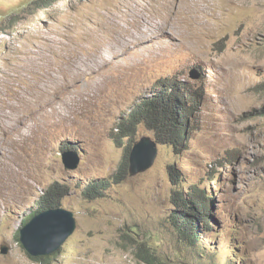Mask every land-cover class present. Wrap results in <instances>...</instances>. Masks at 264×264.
Returning a JSON list of instances; mask_svg holds the SVG:
<instances>
[{"label": "rangeland", "instance_id": "rangeland-1", "mask_svg": "<svg viewBox=\"0 0 264 264\" xmlns=\"http://www.w3.org/2000/svg\"><path fill=\"white\" fill-rule=\"evenodd\" d=\"M33 1L0 0V264H45L18 231L55 182L78 226L49 264H264V0ZM163 81L197 108L186 146L158 144L151 167L115 182V135ZM96 180L111 185L87 198ZM194 185L213 198L197 241L171 221Z\"/></svg>", "mask_w": 264, "mask_h": 264}, {"label": "trees", "instance_id": "trees-1", "mask_svg": "<svg viewBox=\"0 0 264 264\" xmlns=\"http://www.w3.org/2000/svg\"><path fill=\"white\" fill-rule=\"evenodd\" d=\"M59 1L34 0L32 5L39 9H47ZM159 86L153 95L144 99L137 108L133 109L130 118L121 123L119 127L121 133L115 135L117 145L125 146L120 169L114 177L115 182H122L125 176L129 174L130 154L137 140L140 125L144 124L149 130L153 131L158 144L171 145L179 152L186 146L185 141L191 133L190 116L197 111V108H194L195 103L192 104L190 96L182 87L166 81H163ZM256 89H264V82L256 86ZM124 138L128 139L126 143ZM170 170L171 176L178 183L180 181L178 172L174 167H170ZM110 185L111 182L107 180L92 181L87 185L84 194L87 198L101 196L103 191ZM69 192L68 185L61 182L53 183L44 191L40 208L28 218L25 224L41 211L61 207ZM173 200L175 207L171 214L172 224L178 232L186 237L196 241L199 240L202 227L206 229L211 224L213 198L205 188L194 185L187 193L176 191ZM54 255L55 253L49 256L32 258L49 264ZM148 262L152 263L151 261Z\"/></svg>", "mask_w": 264, "mask_h": 264}, {"label": "water", "instance_id": "water-1", "mask_svg": "<svg viewBox=\"0 0 264 264\" xmlns=\"http://www.w3.org/2000/svg\"><path fill=\"white\" fill-rule=\"evenodd\" d=\"M193 79H199L201 74L196 70L191 73ZM158 155V142L150 135L137 139L130 154V174L136 175L151 167ZM67 170H76L81 162L79 153L69 149L62 154ZM78 226L75 213L64 207L48 209L39 212L20 230V241L24 249L32 256L52 255L69 240ZM10 247L1 245V253L8 254Z\"/></svg>", "mask_w": 264, "mask_h": 264}]
</instances>
